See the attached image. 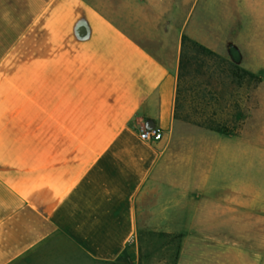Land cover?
Returning <instances> with one entry per match:
<instances>
[{
	"label": "crops",
	"instance_id": "crops-1",
	"mask_svg": "<svg viewBox=\"0 0 264 264\" xmlns=\"http://www.w3.org/2000/svg\"><path fill=\"white\" fill-rule=\"evenodd\" d=\"M183 36L260 77L240 133L174 119ZM260 88L264 0H0V264H262Z\"/></svg>",
	"mask_w": 264,
	"mask_h": 264
},
{
	"label": "rangeland",
	"instance_id": "rangeland-1",
	"mask_svg": "<svg viewBox=\"0 0 264 264\" xmlns=\"http://www.w3.org/2000/svg\"><path fill=\"white\" fill-rule=\"evenodd\" d=\"M202 59L199 65L191 63L187 67L189 72L182 82L184 108L177 121L195 125L192 122L212 120L224 132L238 134L248 120V113L253 107L252 99L258 90L259 83L250 79H242L239 83V79L229 72L228 66L221 65L218 59L214 57ZM260 92L264 94L263 89ZM255 171L258 178L257 163ZM261 180L264 184V170L261 171ZM261 212L264 214V201H262ZM258 223L264 227V217ZM252 224L256 225V220L251 221L250 225ZM261 236L263 241L264 233ZM156 245L157 243L154 242V248L147 250L154 257V264H170L175 245L162 242L158 249ZM262 252L264 258V248ZM100 264H134V262L130 255L124 253L113 262Z\"/></svg>",
	"mask_w": 264,
	"mask_h": 264
},
{
	"label": "trees",
	"instance_id": "trees-1",
	"mask_svg": "<svg viewBox=\"0 0 264 264\" xmlns=\"http://www.w3.org/2000/svg\"><path fill=\"white\" fill-rule=\"evenodd\" d=\"M205 57H214L219 60L221 65H227L229 68V72L233 77H237L239 79V83L242 79H250L259 83L261 81L260 77L245 71L244 69L240 68L237 64L227 61L223 57L219 56L215 52L211 51L210 49L206 48L205 46L183 36L181 39V47H180V58H179V67H178V74H177V82H176V92L174 98V119H179L180 114L183 111L184 105L182 102V93H183V86L182 82L184 77L186 76L187 67L189 64H197L199 65L202 58ZM193 124L204 127L210 130H220L223 131L218 124H215L212 120H202V121H194Z\"/></svg>",
	"mask_w": 264,
	"mask_h": 264
},
{
	"label": "built area",
	"instance_id": "built-area-1",
	"mask_svg": "<svg viewBox=\"0 0 264 264\" xmlns=\"http://www.w3.org/2000/svg\"><path fill=\"white\" fill-rule=\"evenodd\" d=\"M139 138L144 141H157L162 138V133L157 127H142L139 130Z\"/></svg>",
	"mask_w": 264,
	"mask_h": 264
}]
</instances>
